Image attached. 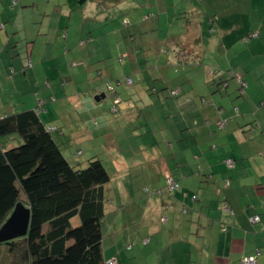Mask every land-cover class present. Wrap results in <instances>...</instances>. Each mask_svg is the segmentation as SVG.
<instances>
[{"label":"crops","instance_id":"obj_1","mask_svg":"<svg viewBox=\"0 0 264 264\" xmlns=\"http://www.w3.org/2000/svg\"><path fill=\"white\" fill-rule=\"evenodd\" d=\"M15 1L0 0V24L4 25V29L0 30V117L35 110L51 134L57 130L63 137L64 130L56 113L61 107L67 109L64 100H71V109L81 112L77 131L80 141H92L98 132L110 139V131L106 129L109 123L107 114L97 104L108 98L104 93L108 92L115 95L111 100L108 98L105 107L112 103V106L120 105V95L112 87L101 90L91 88L96 92L93 98L84 95L80 85L90 86L98 81L96 76L108 74V70L95 73V63L102 62L100 57H96L98 53L93 52L98 45H102L96 38H102L107 33H98L92 24L96 19L95 13L102 9V5L104 9L112 10L111 3L97 0L93 4V1L81 0L84 12L79 18L71 12L67 13L63 4L56 30L52 33L48 30L51 26L44 27L41 22L39 26L33 25L36 22L26 23L20 17L22 11L17 10L22 7L23 0L19 5ZM71 1L74 0H66V3ZM115 1L118 7L123 5L124 8L130 3L135 4L130 9L132 15L143 16L146 21H156L158 25L164 13L175 12L176 9L177 12L181 10L185 17L179 18L181 14L174 16L177 13L171 16L170 12L168 19H173V23L179 19L189 21L192 14L198 11L194 5L208 2ZM225 2L228 4L227 0ZM247 5L248 25L236 23V15L233 11L229 12L226 6L211 9L212 16H208L207 22L195 19L193 24L187 25L193 29L195 39L200 30L209 29L229 42L243 37L250 49L258 51L259 56L264 55V0H248ZM156 13H160L158 19ZM111 15L112 12L103 17V22ZM74 22L78 27L75 31L72 28ZM254 34L258 36L254 37ZM58 36L63 37L59 40ZM184 52L186 49L180 46L179 53H174L179 59H173L188 63L187 59L181 60ZM71 55L74 57L72 64L65 58ZM162 59L160 57L158 64L161 65ZM259 67L264 70V61ZM60 73L66 77L62 78L64 86L58 85L56 80ZM244 74L247 80L241 77L250 93L236 100V106L231 103L234 98L229 97L226 90L222 91L219 104L204 105L205 98H188L189 92L184 91L180 79L178 85L172 81L176 85L170 90L169 96L172 97H158L160 102L166 99L164 105L172 106H169L168 118L165 119L177 133L179 147L184 149L177 152L172 140L167 143L169 158L151 155L142 158V162L152 165L148 172L157 182L166 179L167 186V176H170L178 184L174 191L166 188L167 197H152L150 214L158 215L162 208L170 211L173 219L170 221L168 215L161 216L160 222L163 223L164 218H167L166 223L170 221L164 230L149 224L154 217L146 224L143 221L141 230L133 237H128L125 243L118 237L110 242L108 248L104 247V237L103 264H243L246 257H256L257 264H264V88H256L259 84L257 77H262L261 73L248 68ZM167 77L164 75L162 79L165 81ZM220 80L221 89L229 86L224 85L226 79ZM239 85L237 90L242 95L243 89ZM154 91L158 92L157 89ZM173 91H179V94L172 95ZM64 93L68 96L64 97ZM153 99L150 98L151 102H157ZM41 101H47V104L43 106ZM112 106L111 112L116 113L115 106ZM27 108L30 109L24 110ZM221 122L225 123L222 127L219 125ZM228 160L234 161L233 167L227 164ZM227 207L233 210V215L225 211ZM256 216L260 218L258 223L253 222ZM146 250L148 253L144 252Z\"/></svg>","mask_w":264,"mask_h":264},{"label":"rangeland","instance_id":"obj_2","mask_svg":"<svg viewBox=\"0 0 264 264\" xmlns=\"http://www.w3.org/2000/svg\"><path fill=\"white\" fill-rule=\"evenodd\" d=\"M90 1L94 4L97 0ZM247 1L227 0L228 4L225 0H208L203 4L196 1L199 4L194 6L198 11L192 14L189 21L179 19L173 23V19H168L167 14L170 12L171 16L174 13H177L174 16L181 14V10L177 12L176 9L175 12L164 13L159 25L156 21H146L143 16L132 15L130 9L135 4L131 3L125 4L127 7L124 8L123 5L118 7L115 0L113 2L106 0V3H111L112 10L104 9L102 5V9L95 13L96 19L93 20L92 28L98 33H107L102 38H96V41L102 45H98L93 52L98 53L96 57H100L102 62L95 63V73H104L108 70V74L104 77L96 76L98 81L90 86L80 85V90L84 91V95L94 98L96 92L91 88L101 90L112 87L116 94L120 95L122 99L120 105L112 106V103L109 107H105L108 98L111 100L115 95L108 92H104L108 98L97 104L101 105L107 114L109 123L106 129L110 131L108 133L111 134L110 139L107 135L104 136L98 132L92 141H80L77 131L81 112L71 109V100H64L67 109L61 107L56 113L65 136L62 137L57 130L52 131V136L73 167L86 168L91 159L98 158L111 176V183L106 187V215L102 225L103 234L106 237L105 248H108L110 242L118 237L125 243L128 237H133L141 230L143 221L146 224L152 217L154 218L152 222L149 221V224L153 223L161 230L166 229L173 219V214L162 208L158 211V215L150 214L153 209L152 197L159 199L167 197L168 188L166 179L157 182V179L148 172V168H152V165L142 162V158L151 155L169 158L167 143L173 142L172 140L175 141L177 152L184 149L179 147L177 133L173 132L170 122L165 119L168 118V109L171 105L163 104L166 99L161 102L158 100V97L162 96L168 99L172 97L169 96L170 90L176 87L172 81H176L178 85V80H182L184 91L189 92L188 98L192 96L200 100L205 98L204 105L219 104L222 91L226 90L228 96L234 98L231 103L236 106V100L250 93L247 90L248 87L243 89L242 95L237 90L239 78L244 77L247 80V75L244 73L248 68L262 74V77H257L259 84L256 88H264V70L259 67V64L264 61V55L259 56L258 51L250 49L248 41H244L243 37L241 40L233 38L236 39V41L232 40L234 42L225 41L224 36L208 31L209 29L200 30V35L195 39L193 29L191 30L187 25L195 19L207 22L208 16H212L211 9L221 6H226L229 12L233 11L232 13L236 15V23L248 25ZM80 2L81 0H74L67 4L66 0H23L22 7L19 6L17 10L22 11L20 17L26 23L36 22L33 25L39 26L41 22L44 27L51 26L48 30L53 33L60 17L61 6L65 4V11L79 18L84 12L82 9L84 3ZM96 8L98 10V5ZM111 12V18L103 22L102 18ZM155 17L158 19L160 13H156ZM183 17H185L183 14L179 15V18ZM72 28L74 31L78 28L76 22L73 23ZM62 37L57 38L60 40ZM109 41L110 48H108ZM180 46L186 49V52L181 54L182 56L184 54L181 60L187 59L188 63L174 60L179 59L174 53H179ZM106 51L111 53H105ZM101 54H103L102 57L99 56ZM123 57L124 60L120 62ZM160 57H163L161 65L158 64ZM65 58L72 64L74 58L72 55ZM62 74L60 73L56 80L58 85L64 86L62 78L66 77ZM164 75L168 76L165 81L162 79ZM251 77L252 75L249 74V78ZM128 79L132 80L133 84L130 85ZM220 79H226L228 83L224 85L229 86L221 89ZM154 89L158 92L156 93ZM67 96L68 93H64V97ZM151 97L157 102H151ZM111 106L113 108L115 106L116 113L111 112ZM28 109L30 108L24 110ZM0 143L4 150H8L19 147L24 141L17 134H11L0 137ZM154 191H162V193L153 194ZM147 215H149L148 218ZM166 215L170 217V221L160 222L161 216ZM79 223L80 220L73 222L74 225ZM146 248L150 249V247ZM147 251L144 252L148 253ZM0 262V264H8L4 254Z\"/></svg>","mask_w":264,"mask_h":264},{"label":"trees","instance_id":"obj_3","mask_svg":"<svg viewBox=\"0 0 264 264\" xmlns=\"http://www.w3.org/2000/svg\"><path fill=\"white\" fill-rule=\"evenodd\" d=\"M11 134L24 143L8 150L0 143V229L18 204L30 208L31 221L27 236L0 244V260L4 254L8 264H103L111 183L103 162L73 167L35 110L0 117V137Z\"/></svg>","mask_w":264,"mask_h":264},{"label":"water","instance_id":"obj_4","mask_svg":"<svg viewBox=\"0 0 264 264\" xmlns=\"http://www.w3.org/2000/svg\"><path fill=\"white\" fill-rule=\"evenodd\" d=\"M96 99L99 100V97H96ZM30 221V208L18 204L11 217L0 229V244L27 236Z\"/></svg>","mask_w":264,"mask_h":264},{"label":"built area","instance_id":"obj_5","mask_svg":"<svg viewBox=\"0 0 264 264\" xmlns=\"http://www.w3.org/2000/svg\"><path fill=\"white\" fill-rule=\"evenodd\" d=\"M20 1L21 0H16L15 1V4H18L19 5L20 4ZM3 29H4V25H1L0 24V30H3ZM253 36L254 37H257L258 34H254ZM239 82H240V84H241L242 87H246L247 86V84L242 79H240ZM128 83L129 84H132V81L130 79H128ZM177 93H178V91L172 92V94H174V95H176ZM43 104H44V101H41V105H43ZM224 124H225L224 122H221L220 123V126L222 127ZM227 164L230 167H233L234 166V162L232 160H228L227 161ZM167 185H168L169 191H174L178 187V184L170 176H167ZM225 211L231 212L230 208H228V207L225 209ZM162 221L166 222L167 221V218H164ZM259 221H260L259 216H256V217L253 218V222L254 223H258ZM242 263L243 264H257V260H256V257H246V258L243 259Z\"/></svg>","mask_w":264,"mask_h":264},{"label":"clouds","instance_id":"obj_6","mask_svg":"<svg viewBox=\"0 0 264 264\" xmlns=\"http://www.w3.org/2000/svg\"><path fill=\"white\" fill-rule=\"evenodd\" d=\"M240 79H242V78H239V80H240ZM242 80H243V79H242ZM127 81H128V80H127ZM131 81H132V80H131ZM243 81H244V80H243ZM244 82H245V81H244ZM245 83H246V82H245ZM132 84H133V82H132ZM239 84H240V82H239ZM246 84H247V83H246ZM130 85H131V84H130ZM240 86H241V84H240ZM246 87H247V86H246ZM246 87H242V86H241L242 89H244V88H246ZM173 92H174V91H173ZM171 94H172V93H171ZM178 94H179V91H178V93H177L176 95H178ZM172 95H174V94H172ZM40 107H41V106H40ZM219 125H220V124H219ZM49 131H50V129H49ZM232 161H233V160H232ZM233 162H234V161H233ZM167 187H168V185H167Z\"/></svg>","mask_w":264,"mask_h":264}]
</instances>
